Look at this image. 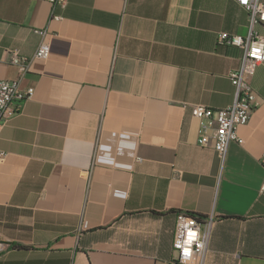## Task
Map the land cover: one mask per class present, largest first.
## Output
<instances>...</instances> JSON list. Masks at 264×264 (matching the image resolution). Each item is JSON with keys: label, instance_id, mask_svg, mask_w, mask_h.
Segmentation results:
<instances>
[{"label": "crops", "instance_id": "obj_1", "mask_svg": "<svg viewBox=\"0 0 264 264\" xmlns=\"http://www.w3.org/2000/svg\"><path fill=\"white\" fill-rule=\"evenodd\" d=\"M247 30L235 0H0V79L33 88L0 129V264H171L182 212L213 216L203 264H264V61L223 160L191 114L231 104L216 35Z\"/></svg>", "mask_w": 264, "mask_h": 264}, {"label": "built area", "instance_id": "obj_2", "mask_svg": "<svg viewBox=\"0 0 264 264\" xmlns=\"http://www.w3.org/2000/svg\"><path fill=\"white\" fill-rule=\"evenodd\" d=\"M248 13V30L242 36L220 31L216 35L217 44L237 47L241 51L239 64L229 71L228 77L233 86V100L230 105L212 108L204 104H193L191 114L199 121L197 143L211 144L218 157L223 160L230 142L241 144L243 139L238 128L246 125L258 105L255 93L250 84L258 64L264 61V34L256 31L255 26H264V0H235ZM52 5L64 7L65 0H48ZM58 19V15H53ZM42 39L31 58L20 55L17 51L10 53V62L22 75L29 70L32 59L46 60L50 46L44 39L46 32L37 30ZM33 93L32 87L22 88L17 79H0V129L13 115L17 114L26 99ZM6 153L0 150V159ZM213 216L200 218L196 214L178 213L176 216L173 237L174 256L171 264H203ZM5 244L0 242V252Z\"/></svg>", "mask_w": 264, "mask_h": 264}, {"label": "trees", "instance_id": "obj_3", "mask_svg": "<svg viewBox=\"0 0 264 264\" xmlns=\"http://www.w3.org/2000/svg\"><path fill=\"white\" fill-rule=\"evenodd\" d=\"M189 214H193V213H189ZM197 215V214H196Z\"/></svg>", "mask_w": 264, "mask_h": 264}]
</instances>
